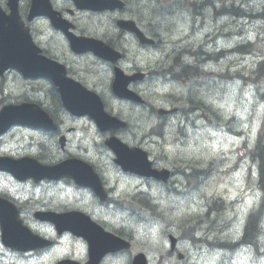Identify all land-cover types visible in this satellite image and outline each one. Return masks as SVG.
I'll return each mask as SVG.
<instances>
[{
    "label": "rangeland",
    "instance_id": "1",
    "mask_svg": "<svg viewBox=\"0 0 264 264\" xmlns=\"http://www.w3.org/2000/svg\"><path fill=\"white\" fill-rule=\"evenodd\" d=\"M218 2L221 3L217 4V8H220L221 5H229L231 3L238 4L239 7L243 6L242 9L247 13V15L243 17L238 16V18L235 14H233L235 10L229 9L227 12H223L230 16L231 20H229V18L223 14L215 15L213 13V7L207 8V11L200 17L184 13L182 11L174 15L168 13L165 19L161 21V25L154 30L160 35V37L166 38L165 44L161 43L155 54L151 53L150 56L146 58L147 60H145V62L142 61L148 69H151L152 71L156 70L157 72V76L154 80L148 82L150 86L148 88H143L144 94L149 100H152L154 97L166 95L165 91L169 89L182 94L185 100L187 94L189 96L192 95V97L195 98L194 103H189L194 109L191 110L192 113L187 114L188 112L185 111L181 115V120L183 121L182 126L189 134V143L193 146H188L187 141H184V143H181L180 146H177L179 149L176 153L179 155L180 160L185 159L195 161L204 157H210L213 159L222 153L219 148H221L223 152L224 150L229 149L228 141L225 139V136L217 134V132H213L208 128L209 124L213 121H215L218 126L227 122V129L235 134H239L242 129H247V131L253 132L260 129L262 126L264 103L259 102V110L256 113L251 114V109L252 111L257 110L258 106L257 99L252 100L251 98L256 97L255 86L250 85L251 81L240 80L233 77V75L240 72L250 74V71L247 69L252 67V62L251 60L243 62L244 60L242 56L245 52H247V49L249 51L250 42L254 43L252 50L253 53L258 52V47L261 49V46H258V43L264 44V21H260L258 18L253 17V15L258 12L264 13V9L262 10L264 0H219ZM143 6L149 9L150 6L153 5L150 4L149 1H146ZM130 7L132 8V6ZM148 9L143 11L146 15L154 16L157 14L149 12ZM119 16V14H115V16H113L111 25L115 26V20L121 19ZM109 21L110 16H108L107 21L102 22L103 25L99 26L102 28L100 31L107 35L112 34L113 36L110 38H115V28L107 25ZM38 29L42 30L45 40L52 37L51 33L43 24H39ZM187 32H189V35L192 38H185ZM167 40H171L175 43L174 49H172L174 46L172 45V42ZM58 44L61 45L59 42ZM240 44H244L245 46L238 48L241 46ZM180 48H183L185 52L197 53L199 49L202 48L207 53H214L215 59L208 56L199 57V63L201 65L198 70L203 69V66L205 67V64H207V81H202L196 75V78L188 80V88L183 89L180 80L167 81L169 77L163 75L162 77L167 78V80L159 78L160 67L163 65L161 57L166 56L167 58L169 54ZM190 48L193 51H191ZM179 53L182 54V52L177 50L174 55ZM191 61H194V58H191ZM88 64V60L83 59L78 67L80 69H85ZM243 65L246 66V69ZM95 69H97V67L93 66V70ZM101 69H104L105 72L99 77L102 79L101 82L103 83V85L99 86V88L105 89L106 86H108L106 83L109 81L110 71L105 68H100L98 70ZM190 77L194 76L188 75L185 79L187 80ZM12 79L14 78L11 77L10 80ZM20 83L22 86H25L26 90L33 92L36 91L35 89H29L28 86H26L27 82L20 81ZM94 83L96 82L94 81ZM13 87L16 90V92L13 93V96H21L22 91H19V86L14 83ZM162 88L167 89L164 91ZM263 89L264 84H259V92H263ZM106 92L108 99V97H110L108 89ZM38 97L44 100L49 106L51 105L49 98H45L44 95H39ZM173 100L175 102H180V98L178 96H174ZM113 106V112L121 113L118 106ZM150 111H146L144 113L132 111L130 113L128 120L129 126L125 133L126 137L130 136L135 139L143 137L147 139L146 141H151L150 136L152 134H149L151 131L147 130V126L150 122L154 121V118L152 117ZM200 114L207 117V122L200 118ZM77 125L86 126L87 123L77 122L73 124V127H76ZM213 125H215V123H213ZM179 127V121L176 119H168L158 123L157 125V128L165 129L164 131H161L162 135ZM87 131L88 133L85 131L77 132L72 135V142L70 144L71 152L81 153L83 149H88L93 153L94 150L100 148V144L102 143L101 136L99 137L96 135L95 130L92 128L91 130L87 129ZM31 135L32 134L29 132L16 130L4 140V143L0 142V152L12 154L33 152L35 148L28 145ZM172 138L173 134H170L168 136L169 141H158L160 143H167L168 146L165 147V152L168 155L174 156L176 146L172 145ZM153 139L155 142L156 139ZM50 140L41 144L40 150L45 152L49 157H59L61 155L59 149H54ZM90 157L95 161L101 162L99 164L102 165L107 163L106 158H110V155L106 153L99 155L90 154ZM219 168L220 166L215 168V171H210V177L207 179L208 198L215 195H223L226 192L227 187H236L237 183L233 182L235 177L241 178L244 176V174H242V170L234 173L231 170L224 171L223 169L226 168L225 166L221 167L222 169ZM106 175L110 186L114 188V190H112L113 197L116 195V189L124 184V179L113 171L107 172ZM186 176L187 173L185 172H176L169 187L161 188L158 185L153 184L145 191L148 201L155 207L154 210H152L153 214L156 216L154 223L141 224V221L132 216L131 213L122 212L121 209H117L116 207H105L104 209L103 207L98 208L94 203V200L91 198L86 199V203L92 209L97 211L100 216L106 218L112 223H117V225H119L118 227L122 225L124 227V231L133 236H137L139 238L138 246L140 244L147 245L146 241H148L150 237H153L152 230L156 225H159L162 228L167 227V225L163 224L165 220V209L178 202V195L182 194L184 196H188L190 201V205L180 209L178 214L181 217H186L188 215V211L191 212V210L193 211L194 209L195 213L199 212V205L202 200L201 198H196L193 191H187L185 189L184 179ZM116 183H118L117 187H114ZM0 188L13 191L14 193L19 192L20 189L18 186L5 180H0ZM29 190H32V188L29 187ZM176 190H179V193H177ZM38 191L46 192L49 190H47L46 186H42L38 189ZM205 191L206 190H204V192ZM239 193L242 200H248L249 195L245 191L227 195V198L234 197ZM78 198H80V196H78ZM62 201L72 203L74 202V198L67 201L63 196ZM187 203L188 200L185 201V204ZM230 204L232 203H228L227 205ZM192 206L195 207L193 208ZM219 208L220 206L215 205L212 210L216 211ZM226 213L227 211L225 212V209L222 212H213L210 216V220L212 221L210 222V220H207L197 223V226L200 229L196 233L192 234V236L198 237L199 239L206 238L205 226L207 225V243L208 238L212 240L228 241H230V239H234V235L229 232H225L229 231L227 226H223L224 221L228 216ZM143 217L146 219L148 218V215L143 214ZM262 225L264 229V219L262 220ZM232 231L239 235L241 228L240 226L232 227ZM161 238H163V235ZM262 239V243L264 244V235L262 236ZM187 242L188 244L191 243L189 239ZM157 246L158 244L156 246H152V248ZM261 246L262 244H256V247L258 248ZM232 248L233 246L229 248L225 247L220 251H213V249L208 246L207 259L202 256V259L196 264H264V245L261 250L258 251L260 254H257L254 249L246 250L245 248ZM192 251L193 254H198L194 253V250ZM261 254L263 255L261 256ZM162 258L165 259L166 257L162 256ZM165 263L172 264L169 259H166ZM154 264H161V262L156 261Z\"/></svg>",
    "mask_w": 264,
    "mask_h": 264
},
{
    "label": "trees",
    "instance_id": "2",
    "mask_svg": "<svg viewBox=\"0 0 264 264\" xmlns=\"http://www.w3.org/2000/svg\"><path fill=\"white\" fill-rule=\"evenodd\" d=\"M213 0H207V8H211L212 5H213ZM203 4H201L200 6H202ZM243 6H240L239 5L237 6V9L235 10L233 7L230 8L231 10H235L233 12V14H235L236 17L238 16H246L247 13L242 9ZM229 9L227 6H224L223 9H215V13L218 14V13H221L222 11L223 12H227ZM264 12V10H263ZM223 14V13H221ZM253 17L255 18H258L260 21H264V13H256L253 15ZM239 18V17H238ZM241 46H239L238 48H242V46H245L244 44H240ZM197 54H199L200 56H205L207 57V55H205L202 51V48L199 49V51L197 53H195V55L197 56ZM246 54H249V51L247 49V52H245L243 55H246ZM179 59V58H178ZM197 63H194L193 65L194 66H187L186 63H182L180 65H177V66H173V67H170L168 68V71L167 73H170L172 77H176V78H181V77H186L188 75H191V76H196V70H197V67L195 66ZM177 67V75H174L173 71L174 69ZM192 72V73H191ZM191 73V74H190ZM256 75V79H259L261 78L263 75H264V61L258 63L256 65V68H255V71L253 72L252 71V75ZM195 101V98L192 97V95H190L189 97H187V102L188 103H194ZM154 134H157V135H160L161 136V132L160 131H155ZM264 150V148H263ZM263 165H264V161H263V158L261 159V167L263 168ZM263 174H261L262 176ZM141 201L145 202L147 205H148V208L151 209V210H154V206L148 201V199L144 198L142 199ZM263 212L260 211L258 212L255 216L251 217L250 219V225H249V229L245 230V237L241 240V242L243 243H252V245L255 246V243L257 242L258 238L260 237V234H262V230L261 229V222L262 220L264 219L263 218ZM248 239V241H247ZM252 240V241H251ZM256 241V242H255ZM226 247H229L230 245L229 244H226L224 245Z\"/></svg>",
    "mask_w": 264,
    "mask_h": 264
},
{
    "label": "water",
    "instance_id": "3",
    "mask_svg": "<svg viewBox=\"0 0 264 264\" xmlns=\"http://www.w3.org/2000/svg\"><path fill=\"white\" fill-rule=\"evenodd\" d=\"M15 33L23 34L24 39L21 41L23 43L22 49H27L29 47V43L26 40V33L19 26L9 27L8 32L6 34H7L8 38H9V40L11 41V39H10L11 35H13ZM21 42L19 44H17V45L20 46ZM10 54L12 55L13 60L17 63V67H19V68H21L23 70H27L28 71V70H30V68L32 69L34 67L35 68L37 67V62L34 59L33 60L35 61V63H28L27 64L28 67H27L25 65V63L30 58L21 59L20 56L17 53H15V52H12ZM66 94L68 96H71V97L73 96L72 93H70L69 91L66 92ZM78 98L81 99V97H78ZM88 105H90L92 107V104L90 102H88ZM25 111L27 112L26 114H23V113L20 112V115H19L20 118L29 117V118H33V119H38L35 116V114L31 115V114L28 113V112H31L29 108H26ZM7 114H8V111H5L2 114H0V126H2L4 128L7 127L10 124L9 119L8 118H4ZM95 118L97 120H99L100 122L103 121V116L100 113L96 112ZM17 120L18 119H12L11 122H15ZM109 146L116 153V155L118 157V160H120L122 164H125L129 168V170L141 171L142 173L146 174L147 176H156V177L161 176V174H157V173L152 172V171L149 170V164L147 162H145V157L144 156H142V158H137L136 156H132L131 155V151L126 150L124 147L119 145L117 142H112ZM161 178H164V177L161 176Z\"/></svg>",
    "mask_w": 264,
    "mask_h": 264
},
{
    "label": "flooded vegetation",
    "instance_id": "4",
    "mask_svg": "<svg viewBox=\"0 0 264 264\" xmlns=\"http://www.w3.org/2000/svg\"><path fill=\"white\" fill-rule=\"evenodd\" d=\"M155 32V31H154ZM156 33V32H155ZM156 34H158V33H156ZM158 36H160L159 34H158ZM161 45V44H160ZM160 47V46H159ZM177 50H179L180 52H182V54L181 53H179V54H177V55H174L175 53H176V51ZM190 50H191V48H190ZM191 51H193V50H191ZM205 52L206 51H203V53L205 54ZM186 52L184 51V49L183 48H180V49H176L175 51H173L171 54H169L168 55V57H167V59L168 60H171L172 58H179L180 60H182V63H186V65L187 66H189V67H191V66H194V65H192V64H189V63H187L186 61H187V59H188V57L186 56V55H184ZM190 53H192V52H190ZM174 55V56H173ZM173 56V57H172ZM172 57V58H171ZM205 57V56H204ZM200 60V59H199ZM199 60H198V64H196L195 66L197 67V69L199 68V66L201 65L200 63H199ZM168 68H170V67H165L164 65H162L161 67H160V69L162 70V72H163V74H165V75H167V76H169V75H171L170 73H167V71H168ZM150 70V75H149V77H148V82H150V81H152L156 76H157V74H156V70H151V69H149ZM177 67L174 69V71H173V73H174V75H177ZM181 79V78H180ZM166 80H167V78H166ZM179 80V78H168V80L167 81H178ZM163 122V121H162ZM128 126H129V124H128ZM51 139V138H50ZM107 181H108V179H107ZM108 184H109V182H108ZM117 184L118 183H116V185L114 186V187H117ZM109 186H110V184H109ZM111 187V191L112 190H114V188L112 187V186H110ZM145 193V192H144ZM142 194L143 193H139V198H140V200H142ZM113 200V197H112V193H111V197H110V201H112ZM94 203L97 205V207L98 208H102V206H99L95 201H94ZM111 207H116L117 209H121L122 210V212H128L127 210H124L117 202H113V204L112 205H108L107 206V208H111ZM105 207H103V209H104ZM106 208V209H107ZM119 226V225H118ZM120 229H122V230H124V227L121 225L120 227H119ZM111 257H108V258H106V260H109Z\"/></svg>",
    "mask_w": 264,
    "mask_h": 264
},
{
    "label": "bare ground",
    "instance_id": "5",
    "mask_svg": "<svg viewBox=\"0 0 264 264\" xmlns=\"http://www.w3.org/2000/svg\"><path fill=\"white\" fill-rule=\"evenodd\" d=\"M248 21H249V20H248ZM190 25H191V24H190ZM190 30H191V29H190ZM202 51H204V50L202 49ZM186 54L192 56V57H189V58L187 59V61H186L187 63L189 62V64H192V65H193L194 63H197V64H198V60H199V57H200L199 54H197V56L195 55V53H190V52H186ZM205 55H207V52H205ZM187 57H188V56H187ZM191 58H194V61H191ZM197 70H198V69H197ZM197 70H196V71H197ZM156 73H157V72H156ZM176 73H177V72H176ZM191 73H192V72H191ZM191 73H190V74H191ZM159 75H160L159 78H162V79L166 80V78H163L162 75H163V76H167V75L163 74V72H162L161 69H160ZM190 76H191V75H190ZM167 77H169V78H176V77H172V76H170V75L167 76ZM196 77H197V76L190 77V78L187 79V81H188V80H191V79H193V78H196ZM182 78L185 79L186 77H181V79H182ZM153 80H154V79H153ZM179 80H180V78H179ZM203 86H204V85H203ZM187 97H189L188 94L186 95V100H185L186 102H187ZM196 111H197V110H196ZM187 112H188L187 114H191V113H192L191 110H187ZM164 130H165L164 128H162V129H161V128H156L154 131H151L149 134H154L155 131H160V132H161V131H164ZM161 135H162V132H161ZM142 198H146V199H147V194H146V193H143V194H142ZM260 226H261V230H263L262 222H261Z\"/></svg>",
    "mask_w": 264,
    "mask_h": 264
}]
</instances>
